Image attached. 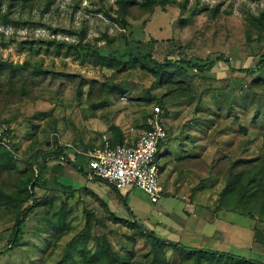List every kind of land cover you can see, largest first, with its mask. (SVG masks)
Masks as SVG:
<instances>
[{"label": "rangeland", "instance_id": "1", "mask_svg": "<svg viewBox=\"0 0 264 264\" xmlns=\"http://www.w3.org/2000/svg\"><path fill=\"white\" fill-rule=\"evenodd\" d=\"M47 1L0 0V58L13 62L42 60L55 71L75 74L76 82L114 80L121 84L122 92L93 101L79 95L78 84L58 79L56 83H43L33 98L0 110V131L4 127L11 129L10 141L5 138L2 143L9 149L15 144L16 165L21 169L26 166L22 158L40 162L55 140L75 145H80L79 141L94 143L104 134L109 136L114 125L123 133L141 134L142 130L137 129L147 123V113L151 112L155 100L147 107L138 106L137 102L145 95L152 77L129 61V50L147 65H152L146 57L150 52L159 59L171 56L195 61L210 60L223 53L235 68L252 66L261 52L262 41L255 31H249L247 21L251 15L264 11V0H169L165 6L158 0L150 11L134 7L124 27L105 12L110 9L117 15L116 0H52L46 7ZM6 14L9 21L5 20ZM83 28L86 30L84 42L105 54L115 50L121 63L110 67L107 61L96 56L58 53L44 46L29 48L26 43L28 38L54 37L76 42V32ZM209 74L211 78L207 82L211 86L207 85L208 89L203 91L202 100L181 97L168 106V115L164 118L170 135L165 145L172 152L169 157L187 152L202 157L206 163L189 165L168 159L160 181L164 184V179L179 175L176 185L179 195L191 191L195 199L191 202L197 206L198 215L222 217L232 224L229 236L216 235L202 243L196 242L193 247L264 259V213L245 215L225 209V203L219 205L225 179L221 174L210 172L212 161L224 155L244 160L264 159V131L252 122L256 106L262 107L258 109L260 116L264 113V88H251L252 77L233 71L224 61L216 63ZM83 90L86 92L88 86ZM163 91L152 89L151 93L160 96ZM68 154L72 159L74 154L69 150ZM76 162L86 167L81 156ZM42 178L46 181L37 188V194L53 195L54 207L40 206L27 216L21 243L7 253L0 252V264H30L28 252L35 249L31 253L34 258L43 254L44 248H48L49 253L44 254L48 264H54L62 256L78 250V244L95 248L96 236L103 235L126 259L117 264H146L150 240L138 233L129 221L134 217L143 224L149 219L157 225L155 231L170 221L165 212H158L149 194L138 187L122 190L124 197L111 189L109 193L94 191V186L88 187L87 177L63 157L50 159L49 169ZM94 182L103 189L110 188L103 180ZM52 188L55 193L50 191ZM252 195L246 206L257 205L264 197V188ZM62 197L68 198L67 221L57 230L52 227L51 214L58 210ZM184 203L182 197L165 195L159 205L182 216ZM88 211L93 214L89 226L86 224ZM14 222L15 212L0 204V249L8 244ZM75 234L80 237L71 243Z\"/></svg>", "mask_w": 264, "mask_h": 264}, {"label": "trees", "instance_id": "2", "mask_svg": "<svg viewBox=\"0 0 264 264\" xmlns=\"http://www.w3.org/2000/svg\"><path fill=\"white\" fill-rule=\"evenodd\" d=\"M157 1L116 0L118 8L115 11L117 15L114 16L110 12V9L105 10V12L113 19L122 23L124 27L127 21L126 17L132 12L134 7L141 11H150L152 5L157 3ZM168 1L160 0L158 2L160 5L165 6ZM51 2L52 0H48L46 7H49ZM5 20L9 21L7 14L5 15ZM247 26L249 31H255L258 39L262 41L259 58L252 66L248 67H233L230 59L223 53L210 60L195 61L190 58L171 56L159 59L150 52L146 54V57L151 60L152 65H147L129 50V61L136 66H140L142 70L148 71L152 77L150 86L145 88L146 96L139 97L137 105L147 107L151 100H155L152 108L155 104H160L163 114L167 116L168 106L181 97H193L202 100L203 91L208 89L207 85H209V88L211 86L207 82L211 78L209 73L214 65L220 61L226 62L233 71H239L247 76H251L252 79L249 84L251 88H264V11L259 15H251L247 21ZM85 31L84 28L79 32L75 31L78 33V40L76 42L64 39L58 40L54 37L51 39L28 38L26 43L29 48L40 49L44 46L46 49H52L58 53L65 51L66 54L74 53L77 56L81 54L96 56L101 61H107L110 67L121 63L115 56V50L105 54L99 51V49L90 46L89 43L84 42ZM105 35L107 36L106 33ZM248 39L251 40L250 33L248 34ZM74 77L75 74L55 71L52 67L44 65L42 60L13 62L7 58H0V110L12 104L33 98L35 90L43 83L46 81L56 83L58 79H67L78 84V87L81 88L79 95L81 97L86 95L88 99L93 101L103 100L106 96L122 92L121 84L114 80L108 79L100 82L97 80L86 81L80 79L76 82L77 79L75 78L76 80H74ZM84 86H88L86 92L83 90ZM152 89H164V91L160 96H155L151 93ZM260 108H262L261 105H258L254 109L252 122L264 131V113L261 116L259 115L258 109ZM151 112L147 113V115L149 116ZM113 127L114 131L111 141L113 145H116L123 141L124 136L119 126L114 125ZM10 137L11 129L4 127L0 131V204L5 206L9 211L15 212V222L12 226L13 231L9 237V242L0 249L1 253H7L21 243L24 222L27 216L37 207L45 206L48 209H53V195L48 196L45 194L39 196L37 194V188L42 186L46 181V179L42 178V174L49 169L50 159H62L63 157L77 171H80L88 178L87 156L76 152L75 159H71L68 154V150L71 149L70 143H62L58 140H55V144L50 150H46L40 162L35 163L29 159L22 158L26 166L23 169L17 167V158L13 152V149H16L15 144L11 142V148L9 149L2 143V140L5 138L9 142L10 140L8 139ZM169 141L170 135L167 128V138L159 144L158 154H160L161 147L168 144ZM78 143L82 144L84 149L94 146L92 142L87 144L79 141ZM79 156L85 159L86 167L76 162ZM179 161L184 164L189 163V165L193 163H206L202 157L188 154L187 152L179 157ZM210 165V172L221 174L225 179V186L220 191L218 198L219 205L225 203V209L237 210L245 215H255L256 211L261 212V214L264 213V197L257 205L246 206L248 198L253 196V193L260 191L262 187L264 188L263 158L244 160L242 158L235 159L231 155H224L218 161L213 160ZM162 169L163 166L161 167ZM54 190L55 188H52L50 191L55 193L56 191ZM112 190L123 196L118 190L114 188ZM123 200L125 207L132 214V209L128 206L125 198ZM102 201L107 204L105 200L102 199ZM67 203L68 198L62 197L58 210L51 214L53 218L52 227H55L57 230L66 225ZM219 205L217 206L218 208L221 207ZM88 214L86 224L89 226L93 214L90 211H88ZM129 223L136 228L138 233L146 235L150 240V256L145 260L146 264H187L190 262L191 264H264V259L262 258L247 257L208 247H193L181 241L162 237L152 229L148 231V228L140 224L134 217ZM79 237V234H75L71 243H75ZM96 242L97 246L95 248L87 244H78V250L70 252L69 255L62 256L54 264H117L118 262H126L125 257L113 248L106 235L96 236ZM47 249L44 248L43 254L34 258H31V256L36 250H31L33 251L31 252L32 254L28 252L30 264H48L44 256L48 252Z\"/></svg>", "mask_w": 264, "mask_h": 264}, {"label": "built area", "instance_id": "3", "mask_svg": "<svg viewBox=\"0 0 264 264\" xmlns=\"http://www.w3.org/2000/svg\"><path fill=\"white\" fill-rule=\"evenodd\" d=\"M165 115L160 104H155L147 117L144 131L136 139L125 138L112 144L104 134L102 142L87 149L70 144L73 151L87 156L89 179H99L119 192L128 187H138L158 202L164 193L160 181L157 155L159 144L167 138Z\"/></svg>", "mask_w": 264, "mask_h": 264}, {"label": "crops", "instance_id": "4", "mask_svg": "<svg viewBox=\"0 0 264 264\" xmlns=\"http://www.w3.org/2000/svg\"><path fill=\"white\" fill-rule=\"evenodd\" d=\"M145 125L146 124L139 127L137 130L141 129L143 132L145 129ZM133 133H136V132H133ZM138 135L139 134H129V132L126 131L125 133H123V136H124L123 141L125 138L136 139L138 137ZM109 136L111 137L110 139L112 140L113 132H110ZM101 142H102V138H99L96 140V142L93 143V145H98ZM71 144H73V142ZM73 145H75V144H73ZM169 149L170 148H167V147H165V145H163L160 149V154H158V156H157L158 164L160 166L161 176L163 175V169L161 170V167L164 166L163 168L165 169V165H164L165 162L168 159H171V160L175 159V161H178L179 157H180V156H178V157H171L170 158L169 156H171L172 152ZM69 151H71L75 156V152L73 151L72 148L69 149ZM74 156H72V159H75ZM174 171H176V170H174ZM178 177H179V175H178ZM178 177H177V175H174L173 177H170L169 179L166 178L163 180L164 184L161 181V185L163 186V190H164L163 192L164 193L161 195L160 199L165 195H174L175 197H179V198L182 197L183 200H185V203L182 206V210H181L183 215L180 216L177 213H175L174 211L166 210L165 208L160 206L159 205L160 199L158 202H152L151 201L156 206L159 213L165 212L167 214L168 218H170V221L163 223L161 225V228H159L157 231H155L157 225L153 224L149 219H147L145 221V223H143L144 226L154 230L158 235H160L162 237L169 238L172 240L181 241L182 243L189 245V246H196L193 244H196V242L202 243L206 240L213 239L216 237V235H219V237H221L222 235L223 236L225 235L226 237L229 236L231 231H232V229H231L232 224L230 222H228L226 219H223L222 217L218 218V217L209 216L207 214L206 215H198V211L196 208L197 206L192 204L193 201L191 202V200L195 201L194 196L192 195L191 191L188 192V194H186L185 190L182 189V191H184L185 193L182 192L184 194L182 196L179 195V191L177 190V187H176V185H178V179H179ZM163 178H164V176H163ZM87 179L89 180L88 181V185H89L88 187L91 188L90 186H94L93 187V188H95L94 191H99L100 193L101 192L109 193L108 189L112 190V188L110 186H109L110 188L103 189L101 185L94 182L98 179H95V178L94 179L87 178ZM90 181H93V182H90ZM97 187H100L102 189L99 190L100 188L97 189ZM128 196H129V194H128ZM194 209H195V212H192Z\"/></svg>", "mask_w": 264, "mask_h": 264}, {"label": "water", "instance_id": "5", "mask_svg": "<svg viewBox=\"0 0 264 264\" xmlns=\"http://www.w3.org/2000/svg\"><path fill=\"white\" fill-rule=\"evenodd\" d=\"M147 230H148V231H151V229H149V228H148Z\"/></svg>", "mask_w": 264, "mask_h": 264}]
</instances>
